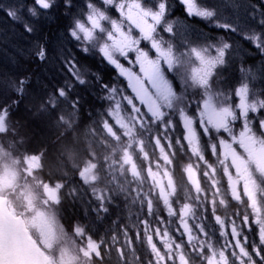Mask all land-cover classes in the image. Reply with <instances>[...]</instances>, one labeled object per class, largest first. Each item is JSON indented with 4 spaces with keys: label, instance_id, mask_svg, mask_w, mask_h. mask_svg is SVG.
I'll return each instance as SVG.
<instances>
[{
    "label": "snow or ice",
    "instance_id": "6c2138e0",
    "mask_svg": "<svg viewBox=\"0 0 264 264\" xmlns=\"http://www.w3.org/2000/svg\"><path fill=\"white\" fill-rule=\"evenodd\" d=\"M177 3L228 35L191 39L170 0L0 3L32 38L29 64L55 60L61 74L0 72V264H264V86L253 83L264 64L257 73L241 60L234 85L223 71L241 40L264 56V4L248 10L254 26L238 23L234 0ZM57 12L68 46L54 58L41 21ZM13 38L0 31V46ZM89 55L115 77L82 63ZM88 97L98 107L81 127ZM21 105L50 133L38 146ZM65 203L87 222L66 225Z\"/></svg>",
    "mask_w": 264,
    "mask_h": 264
},
{
    "label": "trees",
    "instance_id": "16d2710c",
    "mask_svg": "<svg viewBox=\"0 0 264 264\" xmlns=\"http://www.w3.org/2000/svg\"><path fill=\"white\" fill-rule=\"evenodd\" d=\"M7 2L8 0H0V3H7ZM74 2L76 4V8L74 9V11H77L83 8L84 0H74ZM55 15H56V19L54 20H42L41 21V27L47 36V42L51 49L52 55L54 52V58L57 53L56 51L58 50V42L63 41L64 44L68 46V41L64 40V36L62 34L64 33L69 23L68 18L63 16L61 13L57 12L55 13ZM9 23L11 24L10 21H8L2 14H0V31L5 32L7 30L8 33H15V34L22 33V29L16 28L12 24H11L12 29L9 30L8 27L6 26ZM31 42H32L31 37H28V36L21 37L20 36L16 40V42H15V39L13 38L10 44L0 46V48L10 49L12 44L15 45V49L17 48V46L18 48L19 46H21L20 48H24V50H22L23 52H20V53H15L12 51L10 53L11 54V57L9 59L10 61L8 60V62H10L12 66H14V68L16 69L14 72L21 69L22 63L24 62L28 63L27 67L32 73H34V79H35V77L37 76L39 77L40 67H38L37 64L35 63L29 64L24 54L26 50L30 48ZM80 59L82 63H86L87 65H89L94 71L98 72L101 76L104 75L107 78V79L104 78L105 80H108V77H107L108 74L114 73V70L110 66L100 62V60H97V58H94V56L92 58L91 56L84 57V58L80 57ZM1 63H6V62H1ZM56 63L58 62L56 61ZM0 72H4V71L0 70ZM47 82L55 83V80L53 79ZM87 108H88V104L85 105L84 112H86ZM16 117L25 124L24 130L26 134L30 136L31 144L33 147L38 146L42 141L45 140L46 137L50 135L48 130L43 128L42 125H40V121L38 122L37 120H33L35 123H32V122L28 123V121L30 120V114L25 111L23 105H21L20 109L17 111ZM31 124H33V126H36V127L30 128L32 126ZM72 216H76V215H70V213L66 214V218L69 217L70 219H72L73 218Z\"/></svg>",
    "mask_w": 264,
    "mask_h": 264
},
{
    "label": "flooded vegetation",
    "instance_id": "af4514ba",
    "mask_svg": "<svg viewBox=\"0 0 264 264\" xmlns=\"http://www.w3.org/2000/svg\"><path fill=\"white\" fill-rule=\"evenodd\" d=\"M210 2L216 3L217 0H210ZM234 2L243 4V7L236 10L235 12V15L239 17L238 23L240 24L249 23L255 26L256 22L250 20V17L247 14L248 10L251 8L252 5L256 6L257 4L258 6H260L261 4H264V0H234ZM170 3L172 4L171 15L172 16L176 15L180 19V23L182 24V27H184V29H186L187 31H192L191 34L189 33V37L192 36L191 38H194L197 35H201L202 37H204L209 34L211 37L218 36L222 38L228 35L224 33L223 30L217 29L213 27L212 25L207 24L205 21L195 19V18H188L184 13L183 7L179 5V3H177V0H170ZM233 19H235V17H233ZM236 39H239V37H236ZM237 49H238L237 53L234 54L235 56H233L231 60V64H233V67H237V65L240 64L241 60L246 62V60H248V57L250 56L253 57V55L256 56L258 59L259 64H257V66L259 65V67L261 68V65L264 64V56H262L253 47V45L248 43L247 41L241 40L239 45H237ZM258 83L260 86H257V87H261L263 85V83H260V82ZM86 104H88V109H90L91 107H96V104H94V102H92L89 99ZM88 120H89L88 115L84 112V115L81 118V124L83 123L81 126L83 127L84 125H86ZM29 142H30V145L32 146L31 140ZM121 207L123 208V204L121 205ZM68 213H70V215H76V216H72L73 217L72 219H70L69 217L66 218V214ZM62 215L65 218L66 222H69V223H70V220L74 221L77 218H79L82 222H85V223L87 222V221H84L83 213L79 206H72L70 204L65 203L63 205ZM121 222L129 223L126 211H123L121 213ZM108 227H109L108 221H105L103 224L98 225L96 228L97 235L99 236L104 235V232L106 229H108ZM249 235L251 236L252 234L250 233ZM137 248H138V252L142 255L146 252V249L144 248V245L142 244L137 245ZM105 264H116L115 257H113L111 260L106 259Z\"/></svg>",
    "mask_w": 264,
    "mask_h": 264
},
{
    "label": "rangeland",
    "instance_id": "374dc122",
    "mask_svg": "<svg viewBox=\"0 0 264 264\" xmlns=\"http://www.w3.org/2000/svg\"><path fill=\"white\" fill-rule=\"evenodd\" d=\"M256 7H257V15H258V12H259V6L256 4ZM171 13H172V10H171ZM172 16V15H171ZM174 19H176L179 23V26L181 27V29H184V27H182V24L180 23V19L174 15L172 16ZM8 27L9 30L12 29V25L9 23L6 25ZM6 33H8V31L6 30L5 31ZM188 33H192V31H188ZM22 37V36H25L27 37L26 35H23L22 33H14V39H15V42L16 40L19 38V37ZM192 37V36H191ZM190 37V38H191ZM197 37H200L201 40H203L204 38L206 37H211L209 34L207 36H204L202 37L201 35H197L195 36L194 38H191L193 40H195ZM212 40L214 41H217L219 42L222 38L224 37H218V36H212L211 37ZM21 46H17V48L15 49V45L12 44L11 48L10 49H4V48H0V70H3L4 72L6 73H11V72H14L16 69L14 68V66H12V64L10 62H8V60L10 59L11 57V52H15V53H20V52H23L22 50H24V48H20ZM91 56V58L93 57L92 55H89ZM235 56V55H234ZM88 57V56H87ZM81 58H84L83 56ZM94 58H97V60H99V57H96L94 56ZM249 60V61H248ZM248 60H246V64L249 65V66H252L253 70L257 73L260 72L261 68L259 67V65L257 66L258 63V59L256 56L253 55L248 57ZM10 61V60H9ZM1 62H6V63H1ZM8 62V63H7ZM21 68L22 67H25V66H28V63L24 62L21 64ZM239 65H237V67H233V64L230 63V65L228 67H226L223 71H224V75L227 77V85H234L236 84V82L241 78V73H239L238 71V68H239ZM257 66V67H256ZM40 67V71H39V78L44 81V82H47L49 80H55V83L61 78V74L57 71V69L59 68V63H56V61L54 60L52 63L50 64H47V65H40L38 66ZM260 68V69H259ZM104 78H106L104 75H102ZM108 77V80L112 79L115 77V72L114 73H110L107 75ZM107 79V78H106ZM263 83L262 86H264V81H261L259 79V76H257V79L256 81H254L253 83L256 85V86H260L259 83ZM89 100L92 101V98L91 97H88ZM93 102V101H92ZM96 107H98V105H96ZM89 109L87 108L86 112L85 113H88ZM33 120H37L39 122V119L37 118H33L30 116V120L28 121L29 122H32V123H35ZM36 121V122H37ZM87 123H89V120L87 121ZM37 124V123H36ZM83 124V123H82ZM81 124V125H82ZM32 125V126H31ZM30 128L32 127H36V126H33V124H31ZM40 125H42L40 123ZM43 126V125H42ZM82 127V126H81ZM29 128V129H30ZM44 128V126H43ZM30 137V136H29ZM139 163V161H138ZM176 178L177 180H180L183 178V173L180 171V169L178 168L177 169V172H176ZM134 217V218H133ZM132 217V220L135 221V216ZM62 219H63V222L68 225V224H71L73 221L70 220V223L69 222H66L65 218L63 217L62 215ZM173 227H175V225H173Z\"/></svg>",
    "mask_w": 264,
    "mask_h": 264
},
{
    "label": "bare ground",
    "instance_id": "6f19581e",
    "mask_svg": "<svg viewBox=\"0 0 264 264\" xmlns=\"http://www.w3.org/2000/svg\"><path fill=\"white\" fill-rule=\"evenodd\" d=\"M57 52V51H56ZM57 54V53H56ZM53 57H54V52H53V55H52Z\"/></svg>",
    "mask_w": 264,
    "mask_h": 264
}]
</instances>
